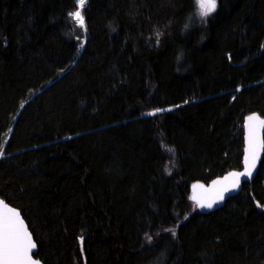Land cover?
Listing matches in <instances>:
<instances>
[{"label":"trees","instance_id":"trees-1","mask_svg":"<svg viewBox=\"0 0 264 264\" xmlns=\"http://www.w3.org/2000/svg\"><path fill=\"white\" fill-rule=\"evenodd\" d=\"M76 10L0 0V198L35 257L264 264V153L220 209L189 193L240 169L243 118H264V0L198 25L194 0H86L83 27Z\"/></svg>","mask_w":264,"mask_h":264},{"label":"snow or ice","instance_id":"snow-or-ice-1","mask_svg":"<svg viewBox=\"0 0 264 264\" xmlns=\"http://www.w3.org/2000/svg\"><path fill=\"white\" fill-rule=\"evenodd\" d=\"M86 0H76L77 10L70 13L77 23L83 27L84 21L82 17V9ZM198 15L201 20L208 17L216 10L217 0H196ZM187 27V26H186ZM159 34H157V37ZM82 46V45H81ZM152 115V113H149ZM250 121L257 120V117H250ZM259 124L264 126V120H260ZM171 151V150H170ZM246 168L243 172H234L231 174V186L221 188L215 196L208 199H196L197 206L201 209H211L214 204L225 199V193L235 189L241 183V177H250L252 169L256 166L257 150L255 142V129L249 125L248 149L246 150ZM228 179V178H226ZM216 183H221L217 181ZM260 207V205H257ZM173 235L175 232L173 231ZM150 239V238H149ZM31 237L24 230L23 222L19 218V213L10 209L0 213V264H39L38 261H33L30 253L35 248Z\"/></svg>","mask_w":264,"mask_h":264},{"label":"water","instance_id":"water-1","mask_svg":"<svg viewBox=\"0 0 264 264\" xmlns=\"http://www.w3.org/2000/svg\"><path fill=\"white\" fill-rule=\"evenodd\" d=\"M253 116L257 117V120L250 121L249 118L253 117ZM260 120H264V118L261 117L256 112L250 113L243 118V125H242L243 149H242V160H241L240 169L229 170L226 173H224L223 175L212 179L208 183L195 182V183L190 185V187H189L190 200L196 205L197 210L201 214H206V213L213 212L215 210L220 209L229 198L234 197L240 193V190H241V187L243 184L251 183L253 181V179L255 178L257 171H258V168H259V165H260V162H261V159L263 157V153H264V143H263L264 126L259 124ZM249 125H252L255 129V142H256V150H257V157H258L256 160V166L254 169H252L251 176L250 177H247V176L241 177V183L235 189L231 190L230 192L225 193V199L221 200L217 204H214L211 209L199 208L197 206L196 199H208V198L215 196L216 193L221 188L225 187L226 185L229 187L231 186V174L232 173L243 172L245 170V168H246V156L248 155L246 150L248 149ZM226 178H228V179H226ZM217 181H220L221 183H216ZM194 197L196 199H194ZM8 209L19 213V218L23 222L24 230L28 233V235L31 237L33 243L35 244L33 237H32V234H31L30 230L28 229V226H27L25 220L23 219L20 211L17 208L11 206L10 204L6 203L3 199L0 198V213H3ZM35 246H36V244H35ZM36 251H37V246L30 253L31 258L33 261H38L39 264H42V262L38 258L35 257Z\"/></svg>","mask_w":264,"mask_h":264},{"label":"rangeland","instance_id":"rangeland-1","mask_svg":"<svg viewBox=\"0 0 264 264\" xmlns=\"http://www.w3.org/2000/svg\"><path fill=\"white\" fill-rule=\"evenodd\" d=\"M194 5H195V13L193 16L192 23L198 25L202 20H201V17L198 15V9L196 7V0H194Z\"/></svg>","mask_w":264,"mask_h":264}]
</instances>
